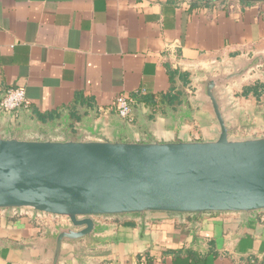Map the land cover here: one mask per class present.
<instances>
[{
  "label": "crops",
  "instance_id": "obj_1",
  "mask_svg": "<svg viewBox=\"0 0 264 264\" xmlns=\"http://www.w3.org/2000/svg\"><path fill=\"white\" fill-rule=\"evenodd\" d=\"M254 68H247L250 65ZM222 104L264 136V0H0V135L24 140L160 142L211 138L197 87L230 75ZM132 100L122 119L115 97ZM245 134V131L242 132ZM45 218V219H44ZM94 240L65 242L60 264H264V220L240 213L97 217ZM63 217L0 211V264H49Z\"/></svg>",
  "mask_w": 264,
  "mask_h": 264
},
{
  "label": "water",
  "instance_id": "obj_2",
  "mask_svg": "<svg viewBox=\"0 0 264 264\" xmlns=\"http://www.w3.org/2000/svg\"><path fill=\"white\" fill-rule=\"evenodd\" d=\"M246 70L198 82L215 123L211 138L124 142L0 135V211L67 219L46 248L49 264H60L63 243L93 241L97 217L240 213L256 218L264 212V136L247 134L252 125L239 117L233 122L220 98L221 87Z\"/></svg>",
  "mask_w": 264,
  "mask_h": 264
},
{
  "label": "built area",
  "instance_id": "obj_3",
  "mask_svg": "<svg viewBox=\"0 0 264 264\" xmlns=\"http://www.w3.org/2000/svg\"><path fill=\"white\" fill-rule=\"evenodd\" d=\"M25 92L21 88L8 89L0 100V110L4 113H11L27 106ZM117 113L120 118L128 119L132 113V100L125 95H118L114 100ZM44 217V216H39ZM260 217L264 220V212H260ZM45 219V218H44Z\"/></svg>",
  "mask_w": 264,
  "mask_h": 264
},
{
  "label": "trees",
  "instance_id": "obj_4",
  "mask_svg": "<svg viewBox=\"0 0 264 264\" xmlns=\"http://www.w3.org/2000/svg\"><path fill=\"white\" fill-rule=\"evenodd\" d=\"M246 93H252L257 99L264 93V83L257 82L251 87L246 88Z\"/></svg>",
  "mask_w": 264,
  "mask_h": 264
}]
</instances>
